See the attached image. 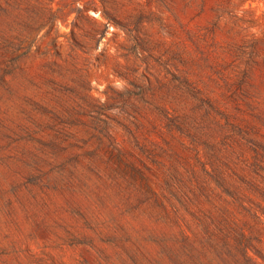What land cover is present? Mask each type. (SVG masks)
Masks as SVG:
<instances>
[{"label": "rangeland", "instance_id": "1", "mask_svg": "<svg viewBox=\"0 0 264 264\" xmlns=\"http://www.w3.org/2000/svg\"><path fill=\"white\" fill-rule=\"evenodd\" d=\"M0 264H264V0H0Z\"/></svg>", "mask_w": 264, "mask_h": 264}]
</instances>
